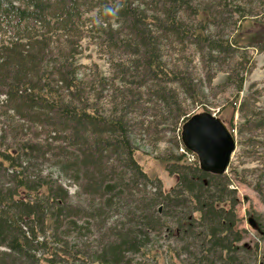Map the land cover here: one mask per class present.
Returning a JSON list of instances; mask_svg holds the SVG:
<instances>
[{
    "label": "trees",
    "instance_id": "obj_1",
    "mask_svg": "<svg viewBox=\"0 0 264 264\" xmlns=\"http://www.w3.org/2000/svg\"><path fill=\"white\" fill-rule=\"evenodd\" d=\"M229 6L225 1L214 9L192 0H0V264H118L131 253L158 259L162 254L155 236L171 242V264L176 259L180 264H251L245 258L258 251L243 242L236 211L240 199L226 172L187 162L177 151L181 130L162 157L169 174L177 176L164 190L135 157L138 146L127 111L104 115L92 107L73 63L80 28L90 21L92 30L103 31L115 49L122 46L116 40L126 30L118 40L130 54L129 64L143 68L144 78L183 82L191 92L190 80L162 61L160 38L181 35L217 56L232 53L246 46L236 35L215 40L205 31L209 21L219 23L222 12L233 15ZM106 7L115 15L106 14ZM93 8L96 14L83 18ZM184 11L198 18L200 26L185 23ZM238 13L245 16L240 9ZM169 91L161 87L151 93L164 108L162 117L175 120L174 125L181 117L187 121L190 116ZM127 96L126 109L132 104ZM32 123L49 137L19 138L16 125ZM58 140L66 147L53 145ZM48 161L62 177L85 183L92 198L88 211L74 208L69 191L52 173L43 175L40 165ZM109 213L118 217L109 227L116 241L105 242L91 255L70 250L69 237L84 240L91 222L102 228ZM250 214L254 226L264 227L263 214ZM257 264H264V258Z\"/></svg>",
    "mask_w": 264,
    "mask_h": 264
},
{
    "label": "rangeland",
    "instance_id": "obj_2",
    "mask_svg": "<svg viewBox=\"0 0 264 264\" xmlns=\"http://www.w3.org/2000/svg\"><path fill=\"white\" fill-rule=\"evenodd\" d=\"M192 1L204 7H215L214 9L226 1L233 15L231 16L230 11L229 14L222 12L217 18L219 23L209 21L205 33L215 40L236 35L240 43L246 46L235 49L232 53V50L225 54L221 51L217 56L214 50L192 38H183L181 35L160 36L158 46L162 61L168 68L190 80L191 92L187 91V85L183 82L144 78L143 68L135 70L129 64L130 54L123 48L121 40H118L125 37L126 30H122L118 41L116 40L122 46L115 49L109 47L110 41L103 31L92 30L90 21L80 28L81 38L73 63L78 67L77 77L84 82V97L92 107L104 115L115 110L121 113L127 111L132 125V138L138 146L135 157L148 175L161 182L164 190L174 185L177 176L169 174L162 157L170 150L172 141L179 138L185 121L181 117L174 125L175 120L162 117L166 114L163 113V106L155 102L156 99L151 94L154 90L161 87L171 90L168 93L178 99L186 117L204 111L212 112L233 130L236 148L225 172L231 179V186L237 189V197L240 199L236 211L239 228L245 231L243 242L258 251L257 256L249 254L245 259L251 264H257L264 258V227L254 226L250 222L253 217L250 213L256 211L264 215V0ZM148 5L150 7L151 3ZM237 8L245 16L241 17ZM96 12L97 8H93L85 12L83 18L91 19ZM210 15L213 17L214 14ZM181 19L192 27L201 24L188 11L181 12ZM113 27L117 25L113 24ZM64 40L61 37V42ZM124 71L126 77L123 75ZM241 77L244 80L239 89ZM157 84L160 85L156 87ZM125 94L128 95L126 99L132 101L130 106L128 103L127 109L123 102ZM16 127L19 129L18 133L21 132L20 135L17 133L19 138L43 141L49 137L46 130L43 132L33 123L26 127ZM21 127L23 130H20ZM58 141L53 145L66 147L61 140ZM177 151L180 152V148ZM187 158V162H195V159ZM40 169L43 175L52 173L58 184L69 191L70 202L74 204V208L86 207L88 211L92 198L85 192L84 182H74L62 177L56 172L52 161L41 164ZM108 215L106 226L102 228L96 221L91 222L93 225L83 231L86 233L83 242H75L69 237L72 246L70 250L91 255L100 252L105 242L116 241L115 236L109 232V227L116 223L118 217L111 213ZM80 220L83 221L84 217ZM153 240L158 241L155 248L162 257L155 259L152 256L131 253L125 256L123 263L118 264H171L167 253L171 242L163 236H155ZM39 252L42 253L41 250ZM160 253L155 252L156 255ZM183 258L184 256L181 257ZM173 264L180 262L176 259Z\"/></svg>",
    "mask_w": 264,
    "mask_h": 264
},
{
    "label": "water",
    "instance_id": "obj_3",
    "mask_svg": "<svg viewBox=\"0 0 264 264\" xmlns=\"http://www.w3.org/2000/svg\"><path fill=\"white\" fill-rule=\"evenodd\" d=\"M184 144L197 153L204 169L225 172L236 148L235 136L227 124L208 111L192 115L183 124Z\"/></svg>",
    "mask_w": 264,
    "mask_h": 264
},
{
    "label": "clouds",
    "instance_id": "obj_4",
    "mask_svg": "<svg viewBox=\"0 0 264 264\" xmlns=\"http://www.w3.org/2000/svg\"><path fill=\"white\" fill-rule=\"evenodd\" d=\"M104 11H105L106 14L115 15V10L113 8H111V7H106L104 9Z\"/></svg>",
    "mask_w": 264,
    "mask_h": 264
},
{
    "label": "built area",
    "instance_id": "obj_5",
    "mask_svg": "<svg viewBox=\"0 0 264 264\" xmlns=\"http://www.w3.org/2000/svg\"><path fill=\"white\" fill-rule=\"evenodd\" d=\"M181 150L184 151L183 148H181ZM188 155L191 158V160L195 158V156L193 154H188Z\"/></svg>",
    "mask_w": 264,
    "mask_h": 264
}]
</instances>
